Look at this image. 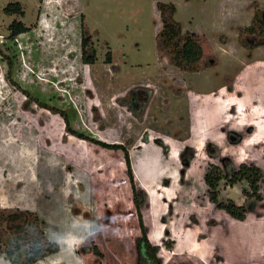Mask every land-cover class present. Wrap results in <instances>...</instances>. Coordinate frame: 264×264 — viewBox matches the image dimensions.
<instances>
[{
  "label": "rangeland",
  "instance_id": "1",
  "mask_svg": "<svg viewBox=\"0 0 264 264\" xmlns=\"http://www.w3.org/2000/svg\"><path fill=\"white\" fill-rule=\"evenodd\" d=\"M164 20L201 45L194 71ZM242 163L261 197L221 180L236 219L204 174ZM141 223L160 264H264V0H0V262L149 264Z\"/></svg>",
  "mask_w": 264,
  "mask_h": 264
},
{
  "label": "trees",
  "instance_id": "2",
  "mask_svg": "<svg viewBox=\"0 0 264 264\" xmlns=\"http://www.w3.org/2000/svg\"><path fill=\"white\" fill-rule=\"evenodd\" d=\"M160 11H164L163 3H159ZM6 13H16L19 12V4L17 2L9 3L5 7ZM165 19V18H164ZM163 29L159 33V36L162 38L161 46L166 48L172 45V50L170 51L169 59L172 63L182 69H190L194 71L196 62L201 58L202 49L201 45L193 40L191 37L184 36L183 43L179 44L175 41V38L179 34L180 26L175 25L171 26L163 21ZM11 34L16 35L25 30V27L20 22H12L10 24ZM88 39L89 37L86 35L82 36L81 45H82V60L85 63L93 62V50H90L88 47ZM73 134L75 131H72ZM81 136V135H80ZM108 146H112L110 144L103 143ZM117 147L114 145L113 147ZM126 163L129 165V158L125 155ZM129 174H131L129 170ZM131 177V175H130ZM262 177V173L259 167L256 165H249L246 163H242L239 165L238 169L233 171L231 174L224 173L222 169L216 165H212L209 167L208 171L204 174V181L208 187V193L210 200L216 205L217 208H220L227 212L230 216L236 219H243L245 217V207L243 205H237L232 200L227 199L225 201L218 199L219 193V185L221 180L225 179V183H229L234 185L236 183H244L245 185L242 187L243 192L250 197H255L256 199H260L261 195L259 194V181ZM132 194L133 201L136 205L137 211L139 210V206L143 200L138 198L140 195V190L137 189L134 184H132ZM141 215L138 214V218ZM141 236L138 240L140 250L142 251L140 259L144 261H148L149 264H160L159 259L157 257V247L152 245L146 236V228L143 223L140 224ZM36 247V248H35ZM33 251H25L26 256L29 255V259L32 261L33 259H37L42 251L37 249L35 246ZM93 251L97 253L96 247L93 248ZM18 254V252H16Z\"/></svg>",
  "mask_w": 264,
  "mask_h": 264
},
{
  "label": "clouds",
  "instance_id": "3",
  "mask_svg": "<svg viewBox=\"0 0 264 264\" xmlns=\"http://www.w3.org/2000/svg\"><path fill=\"white\" fill-rule=\"evenodd\" d=\"M82 227H83V229L86 230L87 234L84 235L82 238L81 237L72 236V238H73V241L72 242L73 243H75V241L77 239H79V240H87L89 237L94 236V233L92 232L91 225L88 222H84L83 225H82ZM68 238H69V236L68 237H64L62 239L66 240V242H67L68 241ZM0 264H3V262H0Z\"/></svg>",
  "mask_w": 264,
  "mask_h": 264
},
{
  "label": "crops",
  "instance_id": "4",
  "mask_svg": "<svg viewBox=\"0 0 264 264\" xmlns=\"http://www.w3.org/2000/svg\"><path fill=\"white\" fill-rule=\"evenodd\" d=\"M198 119H201V117L199 116ZM199 122L200 121L198 120V122H197V119L195 118L194 121H193V124H196L197 125V124H199Z\"/></svg>",
  "mask_w": 264,
  "mask_h": 264
}]
</instances>
